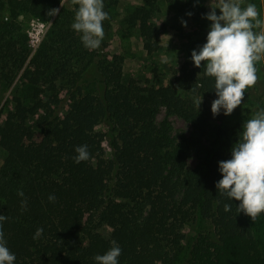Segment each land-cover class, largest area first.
Returning a JSON list of instances; mask_svg holds the SVG:
<instances>
[{"label": "trees", "instance_id": "obj_1", "mask_svg": "<svg viewBox=\"0 0 264 264\" xmlns=\"http://www.w3.org/2000/svg\"><path fill=\"white\" fill-rule=\"evenodd\" d=\"M62 1L0 0V84H15L0 108V214L14 264H97L112 241L118 264H264V212L252 222L215 187L243 129L225 125L223 110L213 116L212 103L198 108L218 98L191 60L200 46L168 81L157 67L126 80L124 55L105 38L85 48L71 27L79 5ZM158 10L145 0L125 19L148 54L161 47ZM26 15L53 19L35 50ZM171 115L192 134L176 138ZM82 145L89 159L77 164Z\"/></svg>", "mask_w": 264, "mask_h": 264}, {"label": "clouds", "instance_id": "obj_2", "mask_svg": "<svg viewBox=\"0 0 264 264\" xmlns=\"http://www.w3.org/2000/svg\"><path fill=\"white\" fill-rule=\"evenodd\" d=\"M72 4L79 8L71 27L81 34L85 48L98 49L104 38L102 21L108 18V13L103 10V0H72ZM216 9L220 10L219 15ZM58 13L59 9L53 8L47 15ZM258 17L255 4L249 3L242 8L236 0H218L216 7L203 17L211 21L210 30L206 43L198 51H192L191 60L195 67H203L207 76L215 78L214 90L218 98L211 104L213 116L221 110L225 116L231 115L241 105L246 90L257 82L255 63L264 58V20ZM182 23L187 26L186 21ZM201 103L197 101L198 108ZM242 127L243 131L231 149V159L219 162L222 179L215 187L221 195L240 201L238 213L243 212L255 222L264 212V109ZM75 151V163L89 159L87 145L77 146ZM18 195L23 197V191H18ZM48 199L55 202L56 197L50 195ZM22 208H26V200L22 201ZM224 210L230 211L231 205L225 204ZM7 219L0 214V264H14L16 260L15 254L6 246L2 231V222ZM42 233L43 229L38 228L33 239H38ZM112 245L105 254L94 257L97 264H118L122 250L116 241H112Z\"/></svg>", "mask_w": 264, "mask_h": 264}, {"label": "rangeland", "instance_id": "obj_3", "mask_svg": "<svg viewBox=\"0 0 264 264\" xmlns=\"http://www.w3.org/2000/svg\"><path fill=\"white\" fill-rule=\"evenodd\" d=\"M109 3L108 18L102 21L104 38L112 45V49L122 53L124 60V78L131 76L145 78L153 73V68L159 69V82L168 81L170 72L180 69L189 59L188 51L192 45L200 47L206 43V37L210 30L211 21L203 18L205 14L216 7L218 0H158L159 10L156 13L155 21L158 25L157 38L161 45L160 49L152 54H148L144 47L138 28H128L125 19L130 8L143 3L145 0H113ZM241 7H246L249 3L255 4L259 13V19L264 20V0H236ZM191 4V5H190ZM62 6L73 7L72 0H63ZM188 13H191L189 16ZM217 15L220 10L216 9ZM27 21V32L31 37L34 50L46 35L53 19L41 20L30 15L23 16ZM186 21L187 26L183 25ZM259 31V29H254ZM258 77L256 84L248 88L241 105L237 106L231 115H228L225 125H242L255 114L264 109V58L255 63ZM15 84L6 87L0 84V108L5 100L11 95ZM6 88L5 89H3ZM202 103H212L210 98H201ZM166 117V110L162 109L159 121ZM173 124V135L181 139L183 135H191L193 128L189 122L177 115L170 116ZM6 155L5 149L0 147V166ZM197 161L194 156L191 163Z\"/></svg>", "mask_w": 264, "mask_h": 264}]
</instances>
